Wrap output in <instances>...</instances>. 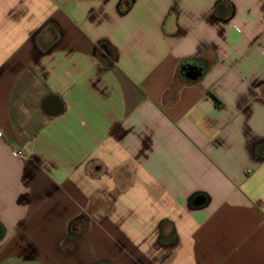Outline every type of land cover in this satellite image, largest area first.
<instances>
[{
    "label": "crops",
    "instance_id": "0c3cea01",
    "mask_svg": "<svg viewBox=\"0 0 264 264\" xmlns=\"http://www.w3.org/2000/svg\"><path fill=\"white\" fill-rule=\"evenodd\" d=\"M0 264H264V0H0Z\"/></svg>",
    "mask_w": 264,
    "mask_h": 264
},
{
    "label": "water",
    "instance_id": "95a60500",
    "mask_svg": "<svg viewBox=\"0 0 264 264\" xmlns=\"http://www.w3.org/2000/svg\"><path fill=\"white\" fill-rule=\"evenodd\" d=\"M185 71L187 72V77L192 80L198 79L201 75V71L197 67L191 65L185 68Z\"/></svg>",
    "mask_w": 264,
    "mask_h": 264
},
{
    "label": "trees",
    "instance_id": "16d2710c",
    "mask_svg": "<svg viewBox=\"0 0 264 264\" xmlns=\"http://www.w3.org/2000/svg\"><path fill=\"white\" fill-rule=\"evenodd\" d=\"M176 86H177V82H176V84H174V87L172 88L173 91L176 89ZM81 219H83V220H85L87 222V218L86 217H82Z\"/></svg>",
    "mask_w": 264,
    "mask_h": 264
}]
</instances>
